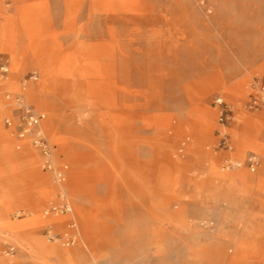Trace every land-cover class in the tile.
<instances>
[{
  "label": "rangeland",
  "instance_id": "1",
  "mask_svg": "<svg viewBox=\"0 0 264 264\" xmlns=\"http://www.w3.org/2000/svg\"><path fill=\"white\" fill-rule=\"evenodd\" d=\"M0 56V264H264V0H0ZM21 96L64 191L4 125Z\"/></svg>",
  "mask_w": 264,
  "mask_h": 264
},
{
  "label": "built area",
  "instance_id": "2",
  "mask_svg": "<svg viewBox=\"0 0 264 264\" xmlns=\"http://www.w3.org/2000/svg\"><path fill=\"white\" fill-rule=\"evenodd\" d=\"M10 72V66L0 58V76L5 77ZM31 80L37 81L39 79L38 71H34L30 77ZM261 96L254 100L253 106L264 105V76L259 79L258 85ZM10 97L7 96V99ZM18 105L17 109L14 110L15 114L8 116L4 120V125L7 129L12 130L16 137L21 142H29L33 148H35L41 157V168L43 171L54 174L57 182L64 183L67 177L68 165L62 163L60 166L55 160V146L43 128V122L46 120V114L39 111L34 105L29 104L25 99L21 97L15 98ZM219 105H224L225 110L223 111L221 122L227 123L231 119L228 104L223 99L218 100ZM17 112V114H16ZM229 165H231L229 163ZM259 166V162L255 157L249 159V167L252 171H255ZM231 167V166H229ZM240 167V166H239ZM61 199L64 201V194H60ZM53 212L64 213L70 212L71 207L69 203H64L60 208L53 207ZM14 249H10L13 252Z\"/></svg>",
  "mask_w": 264,
  "mask_h": 264
},
{
  "label": "bare ground",
  "instance_id": "3",
  "mask_svg": "<svg viewBox=\"0 0 264 264\" xmlns=\"http://www.w3.org/2000/svg\"><path fill=\"white\" fill-rule=\"evenodd\" d=\"M27 89H29V88H27V87H24L23 88V91L21 92V93H23V94H27ZM32 89V88H31ZM30 89V90H31ZM41 90L42 91H45V89H44V87H42V85H41ZM260 93V92H259ZM261 94V93H260ZM0 125H1V123H0ZM43 126H45V122L43 123ZM64 142V141H63ZM62 142V143H63ZM64 145V144H63ZM21 148V147H20ZM0 150H3V152H7V150H4V149H0ZM3 155H5V157L7 158L8 157V153L6 154V153H3ZM81 157V156H80ZM82 159V158H81ZM86 161V160H85ZM76 162V161H75ZM74 162V163H75ZM78 162V161H77ZM80 163V162H79ZM82 163V162H81ZM86 164V163H85ZM236 165V167H241L242 166V164L241 163H235ZM75 165H76V169L74 170V172L72 173V176H71V181H70V185L75 189V190H77V189H83L82 190V192H86L87 190H88V188H89V185H87L88 184V180L90 179V178H87V176H84L83 174H81V171L79 170V167H78V165H77V163H75ZM239 172H241V171H238L237 173H239ZM95 176V174L92 176V178ZM95 177H97V176H95ZM94 177V178H95ZM99 177H102L103 178V176L101 175V174H99ZM90 181V180H89ZM240 181V180H239ZM59 183V182H58ZM59 186H60V188H61V190L62 191H64V186H63V183H59ZM80 187V188H79ZM81 191V190H80ZM79 191V192H80ZM87 193H90V192H87ZM43 194V193H42ZM71 206V205H70ZM71 211L73 212V215H76V216H78V218L80 219V220H82V223L84 224L83 225V227H85V229H84V233H83V235H82V239L83 240H89V239H91V238H94L95 237V232L97 233V231H99L98 229H96L95 227H94V225L97 223V221H98V215H97V212H95V213H92V215H91V217H90V220L88 221V219H86V217L84 216V210H82V209H74L73 210V207L71 206ZM59 216V215H58ZM56 222H58V223H61L60 221H62V223L64 222L63 221V219L62 218H60V219H58V220H55ZM52 248H47V250H45V251H50Z\"/></svg>",
  "mask_w": 264,
  "mask_h": 264
},
{
  "label": "crops",
  "instance_id": "4",
  "mask_svg": "<svg viewBox=\"0 0 264 264\" xmlns=\"http://www.w3.org/2000/svg\"><path fill=\"white\" fill-rule=\"evenodd\" d=\"M0 58L9 64L8 60H5L3 59L1 56ZM4 86H8V84H5ZM39 88L37 86H34L32 87V89L30 90L29 94L28 95H32L31 94V91H37ZM7 112V109L5 108V105L3 103H0V118L2 116V114L6 113ZM13 114V113H12ZM47 119V118H46ZM46 121V120H45ZM44 121V122H45ZM14 148V145L12 143L9 142V138H8V135L6 133L3 132V130H0V149H4V150H10L12 149L13 150ZM32 158V157H31ZM23 160V159H22ZM21 161V160H19ZM17 161V162H19ZM17 162H15L13 165H15ZM12 165H10L11 167ZM9 167V166H8ZM69 171V169H68ZM68 173V172H67ZM68 176V174H67ZM67 179V178H66ZM42 182L44 183V185L46 184L45 180L43 178H41ZM2 194V193H1ZM44 250H47V248H45Z\"/></svg>",
  "mask_w": 264,
  "mask_h": 264
}]
</instances>
